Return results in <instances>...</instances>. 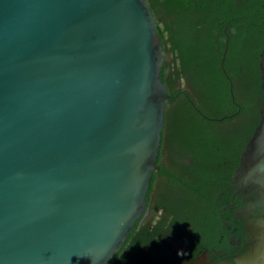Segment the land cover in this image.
<instances>
[{"label":"water","instance_id":"95a60500","mask_svg":"<svg viewBox=\"0 0 264 264\" xmlns=\"http://www.w3.org/2000/svg\"><path fill=\"white\" fill-rule=\"evenodd\" d=\"M162 63L146 0H0V264L122 250L158 170ZM239 173L264 192V107Z\"/></svg>","mask_w":264,"mask_h":264},{"label":"flooded vegetation","instance_id":"af4514ba","mask_svg":"<svg viewBox=\"0 0 264 264\" xmlns=\"http://www.w3.org/2000/svg\"><path fill=\"white\" fill-rule=\"evenodd\" d=\"M146 2L171 98L158 170L124 253L149 250L156 264L253 262L264 192L239 169L264 107V0Z\"/></svg>","mask_w":264,"mask_h":264},{"label":"trees","instance_id":"16d2710c","mask_svg":"<svg viewBox=\"0 0 264 264\" xmlns=\"http://www.w3.org/2000/svg\"><path fill=\"white\" fill-rule=\"evenodd\" d=\"M161 82L163 83V72L161 74ZM183 109H185L183 107ZM138 222L136 223L131 235L135 232ZM130 237L125 242L122 250L113 257V259L108 264H156L152 262V254L149 250H144L136 253V247L131 248L127 253H124L126 245L129 243Z\"/></svg>","mask_w":264,"mask_h":264},{"label":"bare ground","instance_id":"6f19581e","mask_svg":"<svg viewBox=\"0 0 264 264\" xmlns=\"http://www.w3.org/2000/svg\"><path fill=\"white\" fill-rule=\"evenodd\" d=\"M237 264H264V241L258 250L256 259L253 262H244V263L239 262Z\"/></svg>","mask_w":264,"mask_h":264}]
</instances>
